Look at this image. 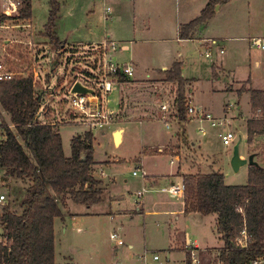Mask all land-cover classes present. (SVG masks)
Listing matches in <instances>:
<instances>
[{"label":"rangeland","instance_id":"1","mask_svg":"<svg viewBox=\"0 0 264 264\" xmlns=\"http://www.w3.org/2000/svg\"><path fill=\"white\" fill-rule=\"evenodd\" d=\"M50 1L32 0L31 18L37 40L43 35L49 21ZM58 1L60 18L57 34L62 40H96L91 61L102 63L103 53L106 52L115 62L132 60L137 64L133 80L122 84L121 88L116 86L113 89L110 106L116 110L123 99L125 109L132 106L138 108V111L128 110L121 118L113 116L108 127L93 131L94 159L97 162L94 175L104 181L103 200L90 208L87 204L74 203L70 199L65 201V214L56 219L57 264H187L186 239L180 236V230L190 234L192 247L189 246L188 249L191 250L193 264H197L193 254L198 264H217L218 249L223 241L217 232L216 216L181 214L177 218L170 213V209L156 206L159 201L168 202L169 196L150 190V185L145 184L144 179L148 174L171 172L174 173L172 178L175 182L180 183V171L203 173L221 168L227 184H246L250 165L235 172L231 164L235 144L240 138L241 155L248 157L256 152L255 159L264 165V135L256 136L251 144L247 137L248 119L264 118L263 108L254 109L251 105V90H264V50L252 45L255 37L264 39V0L218 3L215 6V17L200 25L195 39L191 40L178 39V27L199 16L206 0H165L160 4L156 0L154 11L150 8L142 10L133 0H123L122 4V0ZM136 1L138 3L139 0ZM145 2L150 3L151 0ZM102 4L113 9L112 18L105 24ZM157 8L161 11H157ZM142 21L149 24V29L144 27ZM134 24H142L136 33L132 32ZM16 30L19 31L16 33L15 29L4 30V36L27 38L22 29ZM107 33L119 43V47L127 44L129 49L123 51L109 47L104 51L101 40ZM88 34H93L92 39L84 37ZM208 37H216V41L202 40ZM42 39L51 46L47 35H43ZM37 42L34 51L27 50L25 43L7 45L4 57L17 70L28 71L38 67L44 75H49V47L43 49ZM207 50H210V56L206 55ZM175 60L182 62L183 75L191 79L186 85L189 106L202 108L217 118L228 119L225 128L211 126L206 121L203 125L207 128V134L203 135L199 130L200 123L192 120L189 115L188 120L182 124L178 123L179 120H170L176 115L177 85L166 80V84H161L157 79L163 76L165 78L162 68L172 67ZM55 61L58 62L57 59ZM59 69V73L47 77L50 80L48 83H51L49 91L57 87L55 84L58 76L67 78L64 65L60 64ZM74 75L84 78L77 72ZM41 77L38 89H44V82L47 80L43 75ZM65 86L66 84H62L54 89L55 92L47 91L44 94V99L56 112L52 120H59V114L67 110L64 102L67 97ZM162 101L168 102L172 107L167 119L159 113ZM118 123L125 127V137L121 144H116L112 133ZM55 126L62 135L65 153L70 156L72 138L85 134L88 128L74 121L58 122ZM184 128L187 138L179 135L181 137L177 141L175 131H182ZM228 129L235 133V138L229 145H225L219 132ZM3 138L5 133L0 127V140ZM143 170H146L147 176L143 175ZM102 171L105 175H102ZM3 176L4 170L0 168V194L6 196L0 203V213L9 202L18 211V202L27 182L15 179L5 182ZM168 183L160 181L156 188ZM143 188L147 190L143 199L154 202L152 213H142L137 209L140 208L135 202L137 192ZM120 227L123 229L119 230ZM118 230L123 244H118L117 240L111 238V234ZM1 234L0 224V240H3ZM193 247L199 249L194 250ZM156 255L158 259L154 258Z\"/></svg>","mask_w":264,"mask_h":264},{"label":"trees","instance_id":"2","mask_svg":"<svg viewBox=\"0 0 264 264\" xmlns=\"http://www.w3.org/2000/svg\"><path fill=\"white\" fill-rule=\"evenodd\" d=\"M227 1L230 0H210L199 16L181 25L180 38H193L197 28L213 16L215 6ZM50 6L43 35L49 37L51 50H59L64 43L57 34L60 2L51 0ZM19 10L17 21L29 20L32 0H23ZM161 72L166 81L177 85L176 116L186 122V85L191 79L183 75L180 60ZM251 105L264 110V90H251ZM40 107L33 74L0 80V127L5 133L0 140L3 181L27 182L18 202L19 210L9 202L0 213V264H57L55 219L64 216L65 201L91 206L103 198L102 180L94 175L97 162L93 132L74 136L72 154L68 156L59 128L39 120ZM258 135H264V118L251 117L247 121L248 142L251 144ZM178 175L185 184L184 212L216 216L217 232L223 241L218 262L253 264L262 259L259 264H264V165H250L249 180L242 185L227 184L221 168L203 173L180 171ZM243 231L248 236L245 245L238 241ZM190 251L187 264H193Z\"/></svg>","mask_w":264,"mask_h":264},{"label":"built area","instance_id":"3","mask_svg":"<svg viewBox=\"0 0 264 264\" xmlns=\"http://www.w3.org/2000/svg\"><path fill=\"white\" fill-rule=\"evenodd\" d=\"M23 0H0V28L8 29L17 26H24L25 22H18L17 16L20 14V4ZM105 11L108 13L112 12V7L108 5H104ZM32 45V43H29ZM117 43L115 41H105L103 42L104 51H107L109 47L112 49L117 48ZM252 45L264 50V40L262 38H254L252 40ZM122 49H125L124 46H121ZM223 52V50H222ZM49 55V62L51 64V70L49 75H44L42 71L38 67L32 68V70H17L11 62H8L6 57L0 58V80H11L16 76L25 75L28 73L33 74L34 85L36 87V92L38 94V101L41 103V107L37 114L39 120L42 123H48L56 125L58 122L63 121H74L81 124L86 125L88 131L94 130H102L108 127L113 119V109L110 106V94L113 92L115 83L121 77H132L134 75V69L132 65L129 63L118 64L115 63L112 58H109L108 54L104 52V57L102 61V66L100 71L92 76H85L84 78L77 77L74 75L75 72L79 74V70H73L74 63L73 61L67 62L66 56L61 54L59 50H49L47 53ZM207 56L211 55V52L207 50ZM55 59L58 60L55 61ZM60 64L64 65V72L67 73V78L62 79L58 76V81H56L55 86L60 87L62 84H66L65 89L67 93V97L65 98V103L67 110L62 114H59V120L55 119L56 112L50 108L49 103L44 99V94L49 92H55V88L52 91L51 83H48V78L50 75L54 73H59ZM43 78H47L46 82H44V89H38V82ZM76 80H81L85 85L90 86L96 90L94 94H83L72 92V86ZM46 84V86H45ZM161 109L164 111H170V107L168 104H161ZM52 110V111H51ZM54 111V113H53ZM189 117L192 120H195L200 123L199 130L203 135L207 134V128L203 125V122H209L211 126H222L226 127L228 124V119L226 118H217L210 112L205 111L202 108H198L196 106L190 105L188 108ZM57 116V115H56ZM61 116V117H60ZM164 119H167V115H163ZM62 119V120H61ZM50 120V121H49ZM219 136L223 140L225 145H229L235 138V133L231 130H221L219 132ZM174 162V159L171 161ZM137 175V172H134ZM102 175H105L104 171H102ZM143 175L147 176L146 171L143 170ZM161 193H165L171 197L185 196V184L182 180L180 183L171 182L168 185H164L159 189H156ZM147 190L143 188V190H139L137 192L136 203L140 204L143 200L145 192ZM6 199L4 194H0V203H2ZM111 238L117 240L118 244H123V240L119 237L118 233H112ZM239 243L241 245H245L248 242V236L246 232L243 231L242 237L239 238ZM197 247V246H196ZM193 247L194 250H198L199 248ZM193 254V253H192ZM194 261L198 264V260L196 259L195 254L192 255ZM158 259L156 255L154 257ZM263 260H254L253 264H259ZM218 264H222L218 262Z\"/></svg>","mask_w":264,"mask_h":264},{"label":"crops","instance_id":"4","mask_svg":"<svg viewBox=\"0 0 264 264\" xmlns=\"http://www.w3.org/2000/svg\"><path fill=\"white\" fill-rule=\"evenodd\" d=\"M150 1V0H149ZM165 0H158V4H160V2H164ZM210 0H206V4H205V7H206V5L208 4V2H209ZM231 1H233V0H230V1H228V2H231ZM133 2L135 3V5L137 4L138 5V7H142V10H144V9H148V8H150L152 11H154L153 9L155 8V6H156V3H157V1L156 0H151V2L149 3H146L145 2V0H139L138 1V3H137V1L136 0H133ZM228 2H225V3H228ZM104 3V2H103ZM120 3L122 4L123 3V0L122 1H120ZM105 5V4H104ZM135 8L134 9H137V7L136 6H134ZM204 7V8H205ZM220 8H221V5L219 6ZM218 7V8H219ZM102 18H103V21H104V24L107 22V21H109L111 18H112V13H113V9H112V12L111 13H108L107 11H105V9H104V6H103V4H102ZM203 8V9H204ZM202 9V10H203ZM157 11H161L160 10V8H157L156 9ZM201 10V11H202ZM134 11H136V10H134ZM139 11H141V10H139ZM215 12H217V10H215ZM214 12V14H213V16L208 20V21H211L214 17H215V15H216V13ZM136 19V15L134 14V20ZM142 23H144V21H142ZM25 25L24 26H17V27H13V28H8V29H1L0 28V58H2V57H4L5 56V54L7 53V49L5 48V46H7V45H14L15 44V42L16 43H21V44H24L25 43V45H26V48H27V50H30V51H34V47L37 45V41H39V44H40V47L41 48H45V47H49V50H50V46H48L47 45V41L45 40V39H42V37H43V35H41V38L39 39V40H37L36 39V31H34L33 30V28H34V24H33V20H32V18H30L29 20H27V21H25V23H24ZM182 24H184V23H181L180 25H179V27H178V39H181L180 38V36H179V32H180V27H181V25ZM141 26H142V24H140ZM149 24H145L144 23V27H147L148 29H149V26H148ZM134 26V28H133V33H136L137 31H139V28L141 27V26H137L136 24H134L133 25ZM12 29H15V32L17 33V31H19V30H16V29H22V32L24 33V34H26L25 36H27V38L26 39H23V38H16V37H14V36H4V30H7V31H9V30H12ZM14 32V33H15ZM196 32H197V30H196ZM195 32V33H196ZM15 33V34H16ZM21 33V32H20ZM9 34H11V33H9ZM14 34V35H15ZM93 34H88V35H85L84 37L85 38H91V37H93L92 36ZM95 36V35H94ZM194 36H195V34H194ZM193 36V38H190V39H181V40H191V39H195V37ZM255 38H261V37H255ZM92 39V38H91ZM216 37H208V38H204V39H202V40H205V41H208V42H215L216 40ZM254 39V38H253ZM263 39V38H262ZM264 40V39H263ZM64 41V43L62 44V46H61V49H60V51H61V54L62 55H64V56H66L67 58H66V60H67V62L68 61H73L72 63H74L73 65H74V67H73V70H79V74H81L82 76H92V75H94V74H96L97 72H99L100 71V68H101V66H102V63L101 62H95V61H91L92 60V58H93V54H91L92 52H94V50H93V47H94V44H95V42H96V40H92L91 42L90 41H83V40H72V41H69L68 39H64L63 40ZM105 41H108V42H111V41H115L117 44H119L116 40H113L112 38H111V34H106V36H105V38L104 39H102L101 40V42H105ZM86 42H88V43H86ZM92 42H94V43H92ZM200 42H201V40H200ZM29 43H32V45H30ZM202 43V42H201ZM121 46H124L125 47V49H122L121 48ZM129 45H127V44H122V45H120V47L117 45V48L116 49H118V48H120V50H123V51H125V50H128L129 49ZM116 49H113V50H116ZM49 50H48V52H49ZM222 50L224 51V49L222 48L221 49V52H222ZM210 51V50H209ZM6 52V53H5ZM47 52V53H48ZM109 55V54H108ZM109 58H112V60H113V57L112 56H109ZM114 61V60H113ZM176 61V60H175ZM174 61V62H175ZM115 62V61H114ZM173 62V63H174ZM115 63H118V62H115ZM125 63H129L130 65H132V67H133V69H134V75H135V72L137 71V69H138V67H137V64L135 63H133V61L131 60L130 62H125ZM125 63H118V64H125ZM172 63V64H173ZM215 66L216 65H214V68H215ZM169 67H165V68H162V70H166V69H168ZM133 75V76H134ZM133 76L132 77H121L116 83H115V85H114V88L116 87V86H118V88L122 85V84H127L128 82H131L132 80H133ZM161 76H162V73H161ZM149 77V76H148ZM155 79H157V78H155ZM157 80H159V82L161 83V84H163V83H165V78H164V76L162 77V78H158ZM162 80V81H161ZM166 84V83H165ZM174 87H175V85H173ZM121 88V87H120ZM123 100V99H122ZM120 101L119 102V106L118 107H116V110H113V115L112 116H118L119 118H121V116L123 117L125 114H126V111H138L137 109L138 108H134V107H130L129 109H125L124 108V106H126V103H125V101L123 100V101ZM163 103H166V104H168L169 105V107H170V111H171V109H172V107H171V105L168 103V102H166V101H162V103L161 104H163ZM170 111H164V110H162L161 109V111H159V113H160V115L162 114V115H164V114H166V115H168L169 113H171ZM176 112V111H175ZM174 117H172V119H170V120H175L176 122H178V118H177V116L176 115H173ZM178 123H183V122H181L180 120H179V122ZM119 125H121L120 123H118L114 128H113V130H112V133L114 134V132H115V130L118 128V127H121L122 129H123V133H122V141H123V139H124V137H125V127L123 126V125H121V126H119ZM186 129L184 128L182 131H175V136H176V139H177V141H178V138H180L181 136H179V135H182V137L181 138H184V137H186L187 138V133H186V131H185ZM81 135H83V134H81ZM115 137V136H114ZM121 141V142H122ZM184 141V140H183ZM182 141V142H183ZM185 142V141H184ZM121 144V143H120ZM243 157H246L245 156V154L244 155H242ZM178 157H180V159H181V156H179L178 155ZM181 161V160H180ZM258 161V160H257ZM259 162V161H258ZM179 167H180V165H179ZM146 171V170H145ZM177 171H179V169L177 170ZM175 173H177V172H175ZM174 173H158V174H148V176L144 179V183L145 184H149L150 185V190H153L154 192H156L157 190V188H156V186L159 184V182L160 181H162V183L164 182V183H166V182H169V183H171V182H175V180L172 178V175H173ZM98 179H100V178H98ZM102 180V179H101ZM104 184V181L102 180V185H101V187L103 188V185ZM103 190H104V188H103ZM104 192V191H103ZM157 193H159V192H157ZM156 195H159V194H156ZM165 195H167V194H165ZM169 196V195H168ZM169 199L170 200H168V202H166V201H164V202H161V201H159L158 203H157V205L156 206H158L160 209H164V208H168V209H170V213L171 214H174L177 218L181 215V214H186L185 212H184V205H185V196H178V197H171V196H169ZM102 200H103V198H102ZM144 200L145 199H143L142 200V202L140 203V204H138V203H136L137 205H139L140 206V208L138 207L137 209H138V211H140V212H142V213H152L154 210V207H153V205L152 204H154V202L153 203H150V201L149 200H145V202H144ZM155 200H156V198H155ZM154 201V200H153ZM136 202V201H135ZM147 202H148V204H147ZM156 203V202H155ZM111 205V204H110ZM91 206H89L88 208H90ZM159 211H162V210H159ZM87 213H91V212H87ZM73 214V213H72ZM76 214V213H75ZM80 214V213H79ZM95 214H97V213H95ZM188 215H192V216H196V215H200V214H198V213H190V214H188ZM57 219V218H56ZM56 219H55V232H56ZM121 229H123L122 227H120L119 228V230H121ZM119 230H118V235H120V232H119ZM180 236L181 237H184L185 239H186V244H185V246H187V248H186V251H188L189 249H188V247L189 246H191L192 247V245L190 244V234H189V232H187V231H184V230H180ZM179 237V236H178ZM55 241H56V237H55ZM179 241H181V238H180V240ZM198 244H196V246H197ZM130 247H132V245H130ZM190 248V247H189Z\"/></svg>","mask_w":264,"mask_h":264},{"label":"water","instance_id":"5","mask_svg":"<svg viewBox=\"0 0 264 264\" xmlns=\"http://www.w3.org/2000/svg\"><path fill=\"white\" fill-rule=\"evenodd\" d=\"M72 92L83 93V94H94L96 90L90 86L85 85L81 80H76L71 89ZM121 127H118L115 132V142L118 144L117 132H120ZM119 134V133H118ZM242 138H240L234 147L233 156L231 158V164L235 172H238L243 166L258 164V161L255 159V154L251 153L248 157H243L240 152V144Z\"/></svg>","mask_w":264,"mask_h":264},{"label":"bare ground","instance_id":"6","mask_svg":"<svg viewBox=\"0 0 264 264\" xmlns=\"http://www.w3.org/2000/svg\"><path fill=\"white\" fill-rule=\"evenodd\" d=\"M119 133V134H118ZM122 133H123V129L121 128L120 132H117V140H118V144H120V142L122 141Z\"/></svg>","mask_w":264,"mask_h":264}]
</instances>
